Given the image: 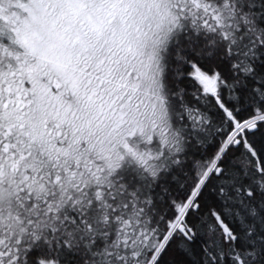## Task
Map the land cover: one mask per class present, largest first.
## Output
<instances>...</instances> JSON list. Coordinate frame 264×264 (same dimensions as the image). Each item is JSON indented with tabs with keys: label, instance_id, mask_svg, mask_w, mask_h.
I'll return each mask as SVG.
<instances>
[{
	"label": "snow or ice",
	"instance_id": "6c2138e0",
	"mask_svg": "<svg viewBox=\"0 0 264 264\" xmlns=\"http://www.w3.org/2000/svg\"><path fill=\"white\" fill-rule=\"evenodd\" d=\"M0 264H264V0H0Z\"/></svg>",
	"mask_w": 264,
	"mask_h": 264
}]
</instances>
